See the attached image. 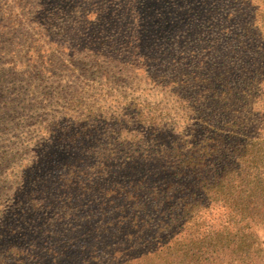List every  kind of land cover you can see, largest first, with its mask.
<instances>
[{
    "label": "trees",
    "instance_id": "trees-1",
    "mask_svg": "<svg viewBox=\"0 0 264 264\" xmlns=\"http://www.w3.org/2000/svg\"><path fill=\"white\" fill-rule=\"evenodd\" d=\"M65 1L50 16L92 53L88 99L131 104L93 113L75 94L58 110L29 89L11 104L0 264H264V0H109L92 21ZM143 74L173 104L150 106Z\"/></svg>",
    "mask_w": 264,
    "mask_h": 264
},
{
    "label": "rangeland",
    "instance_id": "rangeland-1",
    "mask_svg": "<svg viewBox=\"0 0 264 264\" xmlns=\"http://www.w3.org/2000/svg\"><path fill=\"white\" fill-rule=\"evenodd\" d=\"M107 1L109 0H72L70 3L65 1L64 6L68 5L64 9L67 14L77 2H80L83 4L80 10L93 9L89 17V21H92V19H98V17H94L96 11L101 10L103 2ZM258 1L260 0H256V2ZM55 2L56 0H0V121L4 119V123L10 121L11 112H9V108H12L11 104L16 103L21 106L25 101L24 97L28 89L30 92H34L31 98H34L35 102H37L38 98L52 96L45 101V104H49L50 108L54 107L58 110H60L62 105L67 104L65 95L74 97L75 94H78L75 97V102H79L84 106L90 105L94 109L93 113L109 112L117 107H124L125 103L131 104L129 98L124 99L123 97L120 99V103L117 100L112 102L111 97L104 90L97 91V94H102L97 99H88L89 96H93L95 91L99 89L98 84L91 83L93 87L84 86L83 81H81L87 77L86 72H89V66L85 64L87 60L84 59V54L89 51L84 50V42L79 45L77 43L63 44L64 40H62V37L56 36L57 26H63L65 15L61 13L57 17L50 16L51 13L58 14L50 9L56 5ZM48 4H51V7H48ZM73 25H76V23L73 22ZM103 26L106 27V25ZM41 32L44 33L45 39L40 38L45 43L39 40ZM53 39L57 40L59 44L51 43ZM60 44L65 47L62 48ZM88 54L92 53L89 52ZM25 59H27V62L24 65L22 61ZM118 59L121 58L118 57ZM72 66L76 67L77 70H67V68H72ZM72 73H75L76 76H73ZM71 75L76 79L73 80L70 77ZM106 78L108 79L109 77L106 76ZM139 78V88L140 90H145L142 94L154 93V95L146 96L150 106L158 103L162 95L169 96V102L172 104L173 100H176V97L168 91L158 92L161 87L153 88V83L147 80L144 74L139 76ZM97 79L111 87L121 88L120 90H124L128 94L125 84L122 87L114 83L115 81L109 84L102 76ZM160 80L161 77H158L157 81ZM150 89L151 91H148ZM54 91L61 93L60 98L62 100L60 98L54 100ZM139 95L135 93L133 98H137ZM94 102L97 103L93 105L92 103ZM135 102L137 103L138 101ZM150 106L147 105L145 110H148ZM161 108L164 112L168 111L165 110L166 106L165 109L164 107ZM83 110L85 109L82 108ZM132 110L134 111V109ZM83 113L86 114L85 111ZM175 120L179 124H184L186 117L179 112ZM1 133H5V131H0V137ZM16 134V131L11 130L7 138L13 139Z\"/></svg>",
    "mask_w": 264,
    "mask_h": 264
}]
</instances>
